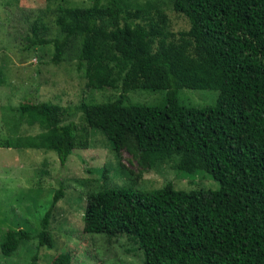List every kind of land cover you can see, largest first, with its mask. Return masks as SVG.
<instances>
[{
    "label": "trees",
    "instance_id": "trees-1",
    "mask_svg": "<svg viewBox=\"0 0 264 264\" xmlns=\"http://www.w3.org/2000/svg\"><path fill=\"white\" fill-rule=\"evenodd\" d=\"M171 4L186 18L188 30H166L165 10L149 1L134 8L129 0L59 6L55 25L62 39H45L46 26L36 22L30 46L51 43L57 63L69 40H77L86 87L119 94L74 110L22 103L19 118L49 133L48 147H43L55 151L61 162L75 149L87 148L73 120L80 114L85 129L101 131L114 154L125 149L147 169L176 157L178 171H202L219 184L206 191L177 190L166 183L149 191L89 192L83 233L127 237L141 251L142 264H264V0ZM180 89L216 91V102L183 106ZM131 91H165V101L129 104ZM15 147L40 145L21 137ZM60 198L62 189L52 204ZM48 219L49 213L36 239L38 247L52 249ZM31 238L26 231L9 230L0 253L11 256ZM37 260L33 255L30 264ZM69 260L68 254H59L49 264Z\"/></svg>",
    "mask_w": 264,
    "mask_h": 264
},
{
    "label": "rangeland",
    "instance_id": "rangeland-1",
    "mask_svg": "<svg viewBox=\"0 0 264 264\" xmlns=\"http://www.w3.org/2000/svg\"><path fill=\"white\" fill-rule=\"evenodd\" d=\"M94 0H0V244L9 230H23L32 236L11 256L0 253V264H49L59 254L69 255V264H142L141 251L127 237L107 238L83 233L82 217L86 195L103 188L127 187L141 191L171 183L177 190H216L219 184L208 174L177 170L176 157L158 162L152 169L138 164V157L125 149L113 153L106 136L97 129L86 130L77 114L79 140L86 149H75L61 162L48 147L49 133L23 123L17 109L22 103L48 102L74 110L85 103H104L118 90L86 87L83 68L78 69L79 42L70 39L61 60L53 62L51 43L30 46L36 22L48 30L45 39H62L55 25L59 6L85 7ZM159 4L174 33L188 30L185 17L172 11L171 0H129L134 8L145 2ZM165 91H131L127 103L162 105ZM217 92L180 89L178 101L186 107L212 106ZM21 137L34 138L38 148L17 149ZM42 142V143H41ZM104 175V176H103ZM63 198L52 204L54 194ZM53 239L52 249L38 247L36 235L44 216Z\"/></svg>",
    "mask_w": 264,
    "mask_h": 264
}]
</instances>
